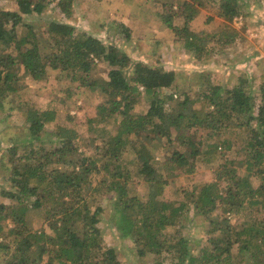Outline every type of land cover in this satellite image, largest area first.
Segmentation results:
<instances>
[{
  "label": "trees",
  "instance_id": "obj_1",
  "mask_svg": "<svg viewBox=\"0 0 264 264\" xmlns=\"http://www.w3.org/2000/svg\"><path fill=\"white\" fill-rule=\"evenodd\" d=\"M7 1L16 10L0 9V110L9 96H18L20 71L38 83L55 73L57 83L67 84L60 88L65 96L55 97L54 103L69 108L71 97L91 103L95 119L88 120L87 130L107 138L100 148L94 146V155H86L80 151L84 136L58 124L56 107L21 105L25 138L0 156L7 158L8 170L7 188L0 190L7 201L0 203L5 264H121L115 249L103 245L97 226L103 208L91 203L90 195L110 198L116 233L129 239L148 264H264V70L255 88L249 74L231 88L206 79L191 97L179 92L176 73L160 63L134 61L123 51L117 55V47L78 33L66 22L48 20L43 30L25 23L48 7L69 19L74 0ZM262 3L170 0L160 17L173 41L203 63L202 56L222 55L241 39L245 27L238 31L232 23L244 8ZM207 7L214 13L206 23L218 18L220 27L194 31L192 22ZM176 19L181 25L174 24ZM102 62L109 67L106 80L92 78ZM231 132L244 145L235 157L222 161L233 147L224 138ZM141 137L171 149L169 159L156 164ZM94 141L93 136L86 140L90 145ZM128 154L133 155L128 165H134V172L126 168ZM197 165L211 166L214 181L193 184L178 203L163 200L171 181L195 172ZM101 174L105 179L94 182L86 194L90 178ZM133 176L147 186L146 198L131 194ZM189 207L209 226L206 242L197 250L176 229ZM31 211L42 216L38 229L28 224ZM239 218L243 220L237 223Z\"/></svg>",
  "mask_w": 264,
  "mask_h": 264
},
{
  "label": "rangeland",
  "instance_id": "obj_2",
  "mask_svg": "<svg viewBox=\"0 0 264 264\" xmlns=\"http://www.w3.org/2000/svg\"><path fill=\"white\" fill-rule=\"evenodd\" d=\"M170 0H74L73 14L69 19H64L56 9L48 7L41 16H31L25 20L28 25H34L36 28L43 30L48 20H58L66 22L76 28L78 33H87L98 37L103 44L117 47V55L120 51L125 52L134 61H143L150 64L160 63L167 71L176 73L175 84L179 92L196 96L199 86L208 79L213 84H218L231 88L237 84L238 79L249 74L254 79V88L257 87V77L264 70V4H254L243 9V16L237 18L232 26L240 32L241 39L233 47H225L222 55L202 56L203 63H198L189 54H186L181 44L173 41L170 30L162 23L161 13L163 5ZM15 3L0 0V9L13 11L16 10ZM15 8V9H14ZM176 9L174 8V11ZM214 10L207 7L199 11V15L192 22L191 26L194 31L212 30L217 31L222 21L214 18L212 22L206 23L208 16L212 15ZM174 24L181 25V20L176 19ZM121 27L127 29L124 32ZM24 32V28L22 29ZM254 52L257 54L254 55ZM248 57V60L245 58ZM109 67L106 63L98 64L94 79L106 80ZM245 73V74H244ZM20 91L18 96H9L3 102V109L0 110V156L4 153L13 142H22L25 130L19 118L21 105L25 103L34 104L39 110L46 107H56L58 109V124L65 125L74 129L84 138L80 151L86 155H94V146L101 147L104 144L106 135L98 136L94 131L87 130L88 120L95 119L94 106L91 103L83 104L81 98L74 102L71 97L68 102L72 105L55 104V97H64L65 94L60 88L67 82H58L55 79V73H51L49 81L33 82L22 75L20 71ZM52 105V106H51ZM140 105H138L139 107ZM143 106V104H141ZM97 125V124H94ZM95 129L96 128L93 126ZM99 127H105L100 124ZM172 132H174L172 130ZM94 137V145L86 142L87 139ZM206 136V135H202ZM100 137V138H99ZM103 138V139H101ZM151 136H149V139ZM224 138L229 139L232 144V150L225 152L222 157L232 159L235 153L239 152L244 143L237 138L234 133H225ZM141 142L150 149L151 155L156 158V164H163L169 159L171 149H163L160 145L155 146L150 140ZM211 142V139L206 138ZM163 143V142H162ZM184 151L188 148L184 146ZM133 160V155L128 154L125 157L126 167L129 171L134 172V165H128ZM124 161V158H123ZM154 164V165H156ZM7 158L0 157V190L6 189V175L8 170ZM160 166V165H159ZM214 175L212 168L197 165L195 172L191 174L179 175L173 179L170 185L164 190L162 199L169 202L178 203L183 198V192L189 189L193 184L203 182H213ZM105 179L104 174L92 176L89 180L87 193L93 187L94 182ZM130 192L140 198H146L148 189L141 178L132 177ZM110 198L102 196L96 200V196L90 195L91 203H96L103 208L99 216L98 228L102 234L103 245L113 247L116 251L118 260L121 264H148L145 258L137 256L134 245L129 239L119 238L114 228L112 220V207ZM7 201L0 197V203ZM214 213L211 217L220 215ZM255 215V214H254ZM244 218V217H242ZM243 219H237L240 223ZM42 223V216L31 211L28 217V224L32 229H38ZM208 222L205 217L196 215L194 210L189 207L181 218L176 229L182 231V235L189 237L192 250H197L206 242V231ZM174 228H168L167 232H173ZM194 242H193V241ZM0 243L5 244L3 235H0ZM7 251L0 250V264H5Z\"/></svg>",
  "mask_w": 264,
  "mask_h": 264
}]
</instances>
